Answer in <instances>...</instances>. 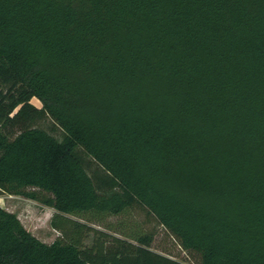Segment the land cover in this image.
<instances>
[{"label":"trees","instance_id":"1","mask_svg":"<svg viewBox=\"0 0 264 264\" xmlns=\"http://www.w3.org/2000/svg\"><path fill=\"white\" fill-rule=\"evenodd\" d=\"M33 97L61 140L11 130ZM0 194L62 234L0 207V264H183L106 223L132 211L196 264H264V0H0Z\"/></svg>","mask_w":264,"mask_h":264},{"label":"rangeland","instance_id":"2","mask_svg":"<svg viewBox=\"0 0 264 264\" xmlns=\"http://www.w3.org/2000/svg\"><path fill=\"white\" fill-rule=\"evenodd\" d=\"M29 103L35 110L31 113L32 120L25 121L21 118L14 119L11 122V130L13 133H18L26 126H35L49 132L54 137L61 140L63 137L62 131L50 118L40 113L42 109L41 102L33 97L30 99ZM79 155L94 182H96L102 190H106V188L109 187L108 182L110 181L106 172L82 151L79 152ZM0 207L7 212L15 214L23 227L41 242L52 244L54 241L62 238V234L54 230L50 225V221L55 214L53 209L45 207L32 200L18 196H8L6 194H0ZM72 219L77 220L76 218ZM120 222L123 223L124 227L131 231L141 230L146 233H153L154 238L150 246L152 251L159 254H164L165 252L171 253V258L178 260L183 264H196V258L194 256L182 251L168 236L166 231H164L163 228L151 217H148L144 213L132 211L129 215L124 217L109 218L106 221V223L115 225V227L118 226V223ZM91 227L103 231L105 230V226H102L101 224L91 225ZM91 241L92 236L90 235L85 241V244L90 245Z\"/></svg>","mask_w":264,"mask_h":264}]
</instances>
